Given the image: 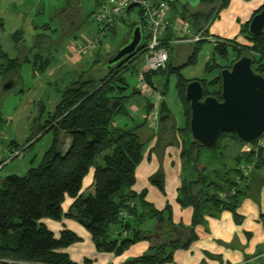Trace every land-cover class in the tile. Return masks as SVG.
I'll list each match as a JSON object with an SVG mask.
<instances>
[{
	"label": "trees",
	"instance_id": "obj_1",
	"mask_svg": "<svg viewBox=\"0 0 264 264\" xmlns=\"http://www.w3.org/2000/svg\"><path fill=\"white\" fill-rule=\"evenodd\" d=\"M216 1L218 6L215 13L208 11L205 12L206 15L196 10L192 12L191 9L198 5L205 7L213 0H198L195 5L167 3L170 16L186 20L191 31L193 33L202 31L204 38L198 42L187 43L191 46V53L181 67L175 68L171 65L170 50L172 46L181 44L169 43L172 36L169 31H166L163 37V46L168 53L166 67L162 71L145 75V81L149 85H152L150 81L152 76L158 73L174 76V91L181 102L184 115L183 127L176 129L179 133L181 132L179 159L181 165L194 168L191 174L182 176L176 199L181 208H192L189 227L174 226L168 206L157 211L143 200L144 192L136 195L131 191V186L134 184V169L142 159L145 145L140 141L137 131L141 128L150 130L145 123V118L151 105L138 89L132 88L128 92L125 73L131 69V60L144 54L147 39L144 34L143 41L140 42L134 54L111 65H108L106 61L102 64L100 70L103 69L106 72L103 76L86 80L78 76L70 80L60 92L59 101L52 114L48 115L43 124L37 127L25 142L24 149H27L44 133H51L52 136L49 147L43 152L36 166L29 167L22 176H6L1 182L0 263L75 264L66 253L61 251L79 242L80 239L66 229L54 236L40 223L42 219L52 221L68 219L75 222L88 233L98 253H111L118 256L135 243L150 241V246L144 254L122 264H173L174 252L186 250L190 246L195 240L193 229L196 226H205L204 217L206 216L213 217L221 211H226L231 215L234 223H241L242 217L238 215L237 208L241 200L249 195L250 174L242 180L240 167L249 165L252 172L263 165L259 140L249 144L251 146L249 152L238 151L232 159V167L230 169L228 166L222 167L224 174L218 177V181H211L209 177L202 176L204 165L200 166L197 163L198 152L199 149L206 147H201L190 138L189 110L188 103L184 99V87L188 82L197 80L202 86L203 97L210 96L219 100V71L228 69L241 56L250 58L251 69L255 74L262 76L264 30L259 36H250L247 33V23L252 15L261 10L264 1L250 14L247 21L240 24L239 36L246 43L240 44L235 39L214 40L212 55L225 58L230 49L234 56L231 63L226 66H217L211 57L209 62L205 63L203 70L205 73L217 70L218 74L215 77L210 80L186 79L180 71L183 67L195 62L201 44L207 41V27L217 18L218 11L227 6L229 0ZM98 2L99 0L96 6ZM132 10L133 8L127 10V16ZM136 15L138 20L129 27L132 31L138 26L141 34L144 27L140 20V12L137 10ZM120 22L125 23L122 19ZM107 32L113 34L115 28H109ZM43 41L40 38L34 40L39 55L45 52L38 46ZM35 60L32 62L34 71L43 72L49 65V60L45 57L36 55ZM93 62L96 63V60ZM19 64L18 59L9 60L0 53L1 75L13 73ZM130 73L132 74V70ZM165 88L166 86L161 95L165 93ZM135 95L144 97L145 112L140 118L141 122L131 127H127L126 124L123 127L115 126L113 118L116 116H124L128 121H132L128 106ZM157 107V127H160L161 123H165L169 118V113L163 101L160 100ZM156 130L158 129L150 131L156 134L154 133ZM61 135L67 137L64 142L66 146L64 153L58 151ZM226 140L233 141L238 150L243 145L237 141L233 133H220L215 145L211 147L218 149L217 154L220 159H224L222 153L226 149L224 144ZM11 144L15 143L11 142ZM90 169H92V190L89 193L82 192V180ZM149 182L163 193L160 170L149 177ZM219 194L224 197L221 198ZM65 197L72 201L67 210L62 212L61 204ZM147 221L152 222L149 230L144 229L143 225ZM175 228L187 229L188 232L179 235L174 232ZM83 263L89 264V261L84 259Z\"/></svg>",
	"mask_w": 264,
	"mask_h": 264
},
{
	"label": "rangeland",
	"instance_id": "obj_2",
	"mask_svg": "<svg viewBox=\"0 0 264 264\" xmlns=\"http://www.w3.org/2000/svg\"><path fill=\"white\" fill-rule=\"evenodd\" d=\"M263 1L258 0V3L260 2L262 5ZM229 2L230 0L225 8L218 11L219 14L228 13ZM237 2L241 5L240 3L247 1L239 0ZM93 4L94 0H0V48L2 52L11 58L19 59V55H23L19 67L13 73L9 75L0 74V186L4 177L9 175L22 176L29 167L36 166L43 152L49 147L51 133H44L29 148L24 149L27 139L52 113V109L59 100L60 92L71 78H74L72 73L74 72L76 78L80 76L82 80L103 76L106 72L103 69L100 70L102 64L105 61L107 62L129 38L131 31L129 26L138 20L136 9H133L129 13L128 19L124 20L125 23L120 22L122 27L115 28L113 34L107 32L104 37L99 39L98 46L93 52L76 56L72 50L76 43L86 42L98 37V28L92 19ZM217 6L218 2L213 0L205 7L198 5L193 7L191 11L196 10L201 14L208 11L215 13ZM70 7L72 10L77 9L79 11L77 16L69 9ZM256 8L257 6L254 9ZM91 12L92 14H89ZM86 14L89 15L86 16ZM72 16L77 24L76 30H73L75 25L72 26L73 21L71 20V26H64L65 22ZM217 20L216 18L212 22ZM15 33L18 34L14 35ZM144 34L145 32L142 30L140 42L143 41ZM35 38L44 40L38 46L40 49H47L46 57L52 60L50 68L60 67L52 76L49 74L50 68L43 72H37L32 67V62L36 61L35 56L41 55H39V50L37 51V47L34 45ZM215 39L220 40V38L206 37L207 41L201 44L195 62L183 67L180 71L184 78L197 79L204 77L209 80L216 76L218 74L217 70L207 73L203 70L205 63L209 62L211 57H213L217 66H226L233 61L234 56L230 49H228L225 58L212 55ZM239 39L243 38L239 37ZM244 43L246 42L244 41ZM170 51L171 65L179 68L189 57L191 46L189 44H181L178 47L172 46ZM64 60L69 65L65 64ZM94 60H96V63L93 62ZM131 62L130 71L132 70V74L129 70L125 73L128 92L132 88H136V74L144 63V56H138L135 60L132 59ZM262 77L264 78V70L262 71ZM153 78L154 82L152 83L160 93L166 86L161 99L169 108V118L165 123H161L160 128L157 127L158 130L156 131H159L161 140V136L165 135L166 139L170 137V143L174 145L177 143L176 139L180 141L181 136V132L175 131V127L178 128L183 125L179 101L174 91V76L158 73ZM7 82H11L12 86L4 91L2 87ZM143 98L141 95H135L134 101L135 103L142 102ZM129 116L132 121H128L124 116L114 117V125L123 127L126 124L127 127H131L135 124L134 122H137L135 121L137 117L133 110L131 114L129 113ZM156 131L154 133H157ZM65 138L67 137L61 136L59 138L58 151L60 153L65 151ZM10 142H15L17 146H9ZM224 144L226 145V149L222 153L224 159L219 158L217 148L199 149L197 163L200 166L204 165L202 176L209 177L211 181H218V177L224 174L222 167L228 166L229 169L232 167V159L239 151L233 141L226 140ZM16 153H18L17 156ZM241 161H243V158ZM209 162L210 164H208ZM182 166L181 174L185 176L194 171V168L189 165L182 164ZM82 242L68 248V254L72 259H75L74 253L78 250L77 248L85 245V240ZM84 248L86 249L85 246ZM261 264L263 263L261 262Z\"/></svg>",
	"mask_w": 264,
	"mask_h": 264
},
{
	"label": "crops",
	"instance_id": "obj_3",
	"mask_svg": "<svg viewBox=\"0 0 264 264\" xmlns=\"http://www.w3.org/2000/svg\"><path fill=\"white\" fill-rule=\"evenodd\" d=\"M97 1L98 0H94L93 11L96 8L95 4ZM237 1L239 0H230L228 13H218V20L209 24L207 27V36L209 38L235 39L238 43L244 44V40L239 39L240 24L248 20L250 14L260 7L261 3H258V0H251L240 3L241 5H239ZM256 2L258 3L257 5L255 4ZM256 6L257 8L254 9ZM69 9L72 10L71 7ZM230 9L232 10L230 11ZM251 10L253 11L250 13ZM72 12L76 13V16L79 13L77 9H73ZM89 14H86V16ZM70 20L73 21L72 26L75 25L74 29H72L76 30L77 24L74 22L73 16L65 22L66 25L64 24V26H71ZM16 34L18 33H15L14 35ZM46 52L47 49L45 50V53L41 54L42 56L40 55L41 58H47ZM0 53L4 54L9 60L18 59L9 57L2 52L1 48ZM22 56V54L19 55V61ZM48 60L49 65L46 69H49L52 63L51 59ZM65 64L69 65L67 61H65ZM58 68L60 67L50 68L49 74H51V76L52 74L54 75ZM72 75L74 78H71V80L76 78L74 72ZM153 80L154 78L152 76L150 81L154 82ZM160 100L164 102V100ZM177 100L179 101L180 114L183 117L184 125L182 105L178 97ZM57 103L51 112L54 111ZM165 105L167 112L169 113V108L166 103ZM144 109V98L142 99V102L138 103H135L134 98L130 100L128 112L131 114V111L133 110V113L136 114L137 118L135 121L137 122H134L135 124L141 122L140 118L145 112ZM183 125L178 128H182ZM171 126L173 125L171 124ZM178 128L175 127V131ZM156 132V134H153L147 128H141L137 131L140 141L144 142L145 145L142 159L134 169V184L131 186V191L136 195L144 192L143 200L157 211H161L165 206H168L170 219L173 225L187 228L190 225L192 208H181L176 201L178 190L181 185L180 182L183 178V174H181V160L179 159V141L176 139L177 143L172 145L170 143V137L166 139L165 135H162L161 140L159 131ZM259 143L262 148L263 165L258 169H255V171H249V195L241 200L237 208L238 215L242 217L241 223H234L231 215L226 211H221L213 217H204L206 222L205 226H196L193 229L195 240L186 250H177L174 252L173 264H260L261 262L264 264V137L259 140ZM15 145L16 143L14 145H12L11 142L9 143V146L11 147H16L17 145ZM158 170H160L162 174L163 193L159 192L156 187L149 182V177L155 174ZM91 185L92 169H90L83 178L81 191L86 193L91 192ZM71 201L72 199L70 198H64L61 204L62 212L67 210ZM40 223L52 232L54 236H57L58 232L63 229L74 233L80 241L72 245L81 244L83 243L82 241L85 240L84 246L86 249L84 246L77 248L78 250L74 253L75 259H72L68 254V248L71 246L61 251L66 253L70 260L75 264H84V259L88 260L89 264H122L131 258L144 254L150 246V241L146 240L131 245L118 256L111 253H98L95 251L88 233L75 222L68 219H62L60 221L42 219ZM143 225L144 229L149 230L152 222L147 221Z\"/></svg>",
	"mask_w": 264,
	"mask_h": 264
},
{
	"label": "water",
	"instance_id": "obj_4",
	"mask_svg": "<svg viewBox=\"0 0 264 264\" xmlns=\"http://www.w3.org/2000/svg\"><path fill=\"white\" fill-rule=\"evenodd\" d=\"M168 4H197L198 0H159ZM264 30V5L247 23V33L259 36ZM141 39L138 26L131 31L128 41L111 56V65L135 53ZM252 60L241 56L228 69L219 71V100L203 97L202 86L197 80L184 87V99L188 103V130L190 138L201 147L211 148L220 133H233L237 141L251 144L264 136V78L251 69ZM12 82V81H11ZM2 87L8 90L12 83ZM179 235L187 229H174Z\"/></svg>",
	"mask_w": 264,
	"mask_h": 264
},
{
	"label": "built area",
	"instance_id": "obj_5",
	"mask_svg": "<svg viewBox=\"0 0 264 264\" xmlns=\"http://www.w3.org/2000/svg\"><path fill=\"white\" fill-rule=\"evenodd\" d=\"M136 9L140 12V20L147 36L144 47V63L136 74V89L146 97L151 105L145 123L150 130H155L158 125V102L161 99V93L155 88V85H149L145 81V75L162 71L166 67L168 53L163 46V37L166 31H169L172 44L194 43L204 38L202 31L193 33L186 20L177 16H170L168 4L159 0H99L92 19L98 28V37L86 42H78L73 46V54H87L98 46V41L104 37L109 28L122 27L120 19L127 20V10ZM258 145L261 147L260 143ZM251 150L249 144H243L239 151L247 153ZM18 155V153H16ZM241 178L244 180L250 171V166L240 167ZM222 198L224 195L219 194Z\"/></svg>",
	"mask_w": 264,
	"mask_h": 264
},
{
	"label": "flooded vegetation",
	"instance_id": "obj_6",
	"mask_svg": "<svg viewBox=\"0 0 264 264\" xmlns=\"http://www.w3.org/2000/svg\"><path fill=\"white\" fill-rule=\"evenodd\" d=\"M123 59H125V58H123Z\"/></svg>",
	"mask_w": 264,
	"mask_h": 264
}]
</instances>
